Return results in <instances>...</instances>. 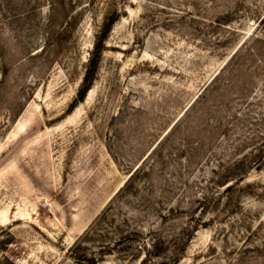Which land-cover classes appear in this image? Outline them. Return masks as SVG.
<instances>
[{"label": "rangeland", "instance_id": "obj_1", "mask_svg": "<svg viewBox=\"0 0 264 264\" xmlns=\"http://www.w3.org/2000/svg\"><path fill=\"white\" fill-rule=\"evenodd\" d=\"M0 264H264V0H0Z\"/></svg>", "mask_w": 264, "mask_h": 264}, {"label": "trees", "instance_id": "obj_2", "mask_svg": "<svg viewBox=\"0 0 264 264\" xmlns=\"http://www.w3.org/2000/svg\"><path fill=\"white\" fill-rule=\"evenodd\" d=\"M110 27H111V25H110ZM96 58H97V55L93 54L92 59H91L92 63H94V64L96 63V60H95ZM88 77H89V72L86 74L85 79H84L85 85H84L83 89L80 91L81 98H83V96L85 95L87 89L89 88L90 84H87V81L89 80ZM80 100L81 99L76 98L74 103L72 104V107H74L76 105V103L78 101H80Z\"/></svg>", "mask_w": 264, "mask_h": 264}, {"label": "bare ground", "instance_id": "obj_3", "mask_svg": "<svg viewBox=\"0 0 264 264\" xmlns=\"http://www.w3.org/2000/svg\"><path fill=\"white\" fill-rule=\"evenodd\" d=\"M91 93V92H90ZM24 119V118H23ZM27 119H29L30 120V118L28 117ZM27 120H23V122L22 123H18L17 124V126H16V129H15V131H14V134L16 133V132H21V131H24L25 130V126H26V124H27V122H26ZM17 135V134H16Z\"/></svg>", "mask_w": 264, "mask_h": 264}]
</instances>
